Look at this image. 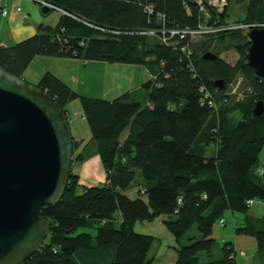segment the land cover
<instances>
[{
  "label": "trees",
  "instance_id": "obj_1",
  "mask_svg": "<svg viewBox=\"0 0 264 264\" xmlns=\"http://www.w3.org/2000/svg\"><path fill=\"white\" fill-rule=\"evenodd\" d=\"M41 1L67 15L56 28L42 27L10 47L0 44V66L5 71L25 80L35 57H68L142 65L155 79L142 84V103L136 93L109 101L85 96L49 72L36 83L65 113L69 103L80 102L91 136L86 143L73 140L71 165L82 163L92 147L105 179L101 185L84 187L71 171L60 202L40 209V217L50 221L49 235L22 264H153L148 252L155 237L136 234L133 226L138 220L152 222L161 216L177 244L194 227L201 235L197 240L189 237L188 245L175 246V264H235L230 242L222 244V259L202 263L199 257L202 253L212 257L214 227L227 212L244 215L233 233L252 237L264 259V217L253 216L247 203L264 204V173L256 172L264 147V112L260 117L252 114L257 101L264 103V82L248 65L247 29L203 34L196 44L189 36H174L169 42L175 44L170 46L162 43V31L202 25L194 1ZM226 1L222 13L208 11L210 25L225 28L230 23V0ZM148 7L152 15L146 12ZM245 7L243 19L235 22L264 25V0H249ZM149 31L154 34L148 35ZM186 46L189 56L181 51ZM206 51L217 58L202 59ZM228 51L238 56L233 65L220 58ZM238 76L250 91L236 101L227 92ZM216 80L224 83L223 88L215 86ZM202 87L211 93V104L202 102ZM232 111L241 115L235 123L229 115ZM210 118L205 144L217 150L207 158L193 153L192 147ZM136 170L142 175L144 192L138 190L131 199L125 191Z\"/></svg>",
  "mask_w": 264,
  "mask_h": 264
},
{
  "label": "water",
  "instance_id": "obj_2",
  "mask_svg": "<svg viewBox=\"0 0 264 264\" xmlns=\"http://www.w3.org/2000/svg\"><path fill=\"white\" fill-rule=\"evenodd\" d=\"M41 11L51 10L42 5ZM247 61L264 82V27L248 28ZM206 51L202 59L215 60ZM223 88L220 80L214 82ZM260 117L264 103H255ZM70 122L58 102L36 84L0 66V264H22L50 233L40 209L57 205L72 171Z\"/></svg>",
  "mask_w": 264,
  "mask_h": 264
},
{
  "label": "crops",
  "instance_id": "obj_3",
  "mask_svg": "<svg viewBox=\"0 0 264 264\" xmlns=\"http://www.w3.org/2000/svg\"><path fill=\"white\" fill-rule=\"evenodd\" d=\"M4 5L7 10L5 16L1 14ZM19 7L21 10L19 12L15 11ZM50 10L48 13H43L41 6L35 4L34 1L0 0V44L10 47L38 34L42 27L56 28L63 15H67V13L58 8L53 9L51 7ZM47 72L67 84L75 92L108 101L115 100L123 94L131 93H136V95L142 97L145 95V91L141 86L150 81L148 70L142 65L107 64L99 61L84 62L78 58H51L46 56L35 57L27 68L24 78L36 84ZM75 102L77 101L75 100L65 107V111L69 116L70 133L74 141L86 143L90 139L91 133L87 122L83 118L79 102L78 121L74 114L72 116L70 109ZM90 149L93 150L92 147ZM255 217L258 218V216ZM239 220L237 221L239 222ZM232 237L236 241L234 243L230 242L234 244L235 259L237 252L242 257H246V251H255V255L250 254L241 264H247L246 260L249 257L254 258L259 254L257 243L252 237L236 234Z\"/></svg>",
  "mask_w": 264,
  "mask_h": 264
},
{
  "label": "rangeland",
  "instance_id": "obj_4",
  "mask_svg": "<svg viewBox=\"0 0 264 264\" xmlns=\"http://www.w3.org/2000/svg\"><path fill=\"white\" fill-rule=\"evenodd\" d=\"M249 0H230L229 1V6H230V11L228 13V20L230 23L223 28L229 29V28H239L241 23L235 22L236 20L243 19V15L245 13L246 5L248 4ZM35 4L41 6L37 2ZM210 16V15H209ZM206 14H201V20L203 21L204 24H210V18ZM201 25V26H203ZM246 26V25H243ZM256 27V25H253ZM261 25L260 27H262ZM219 27V26H217ZM220 28V27H219ZM177 30V29H175ZM183 30V29H182ZM181 29H178L177 31H182ZM231 30V29H229ZM188 31V30H184ZM111 34H115L111 32ZM243 36H246V33H242ZM194 44L199 43L200 39L199 38H193L191 40ZM237 54L235 51H228L226 53H223L220 55V58H222L225 62H228L230 64H234L237 60ZM148 76L150 80L153 78L155 79V76H152L150 73H148ZM28 81L27 79H25ZM29 83H31L29 81ZM33 84V83H31ZM143 97V96H142ZM141 96L137 95L138 100L142 103L144 101V98ZM231 99L234 100L233 97ZM75 104L70 109V112L76 116V119L78 121L79 119V101L76 100ZM79 102V103H78ZM67 114V113H66ZM68 115V114H67ZM230 117L233 123L239 121L241 115L238 111H232L230 112ZM69 121V116L67 117ZM84 118V116H83ZM85 120V119H84ZM211 118L209 119L206 128L204 131L201 133V135L198 137L197 142L193 145V153H200L203 154L205 157L209 158L215 155L217 148L211 144H205L207 140V135L209 133L210 125H211ZM87 126V125H86ZM88 157L80 164H75L72 167L73 173L77 174V176L80 177L79 185L80 186H86V187H92V186H97L101 185L104 182L105 175H104V170L102 167V164L100 163L99 156L95 154L94 150L90 149L88 152ZM260 159V168L264 170V147L261 150V153L258 155ZM136 177L134 179V182L131 183L130 187L125 191V195H127L131 199H135L138 195V190L140 194H143V184H142V175L141 173L136 170ZM81 189L79 192H81ZM141 198L144 199V196L141 195ZM180 205V204H178ZM249 211H251L252 215L258 216L259 219H262L264 216V204L261 203L258 200H254V205L251 207V205H248ZM165 219V216H161L158 219L152 221V222H146V221H136V223L133 226V231L137 234H143V235H151L155 237V241L150 247V251L148 252V258L154 259L153 264H175L176 261V252L175 248L188 245L191 242L188 241L187 239L189 237H194L196 240L201 238V235L197 232L196 228H192L191 231L185 235L181 240L180 243L177 244L174 240V237L171 235L170 232L166 230V228L162 225V220ZM238 219L239 222L244 219V215L240 213H234L232 215L231 212H227L225 214V220H226V225L223 227H219V225H215L213 235L215 236V246L213 249V252L211 254L212 257H207L203 253L199 255L201 262H206V261H213V260H219L222 259V254H221V248L223 242H236L235 238L232 236L233 231H234V225L238 224ZM176 246V247H175ZM255 251H246V257L249 256L250 254H254ZM242 257L239 255V252H237V257L235 259V264H241V262L246 258ZM247 264H264V260L262 257L257 254L256 257L252 258L249 257L247 260ZM101 264V263H99ZM102 264H105L104 262Z\"/></svg>",
  "mask_w": 264,
  "mask_h": 264
},
{
  "label": "built area",
  "instance_id": "obj_5",
  "mask_svg": "<svg viewBox=\"0 0 264 264\" xmlns=\"http://www.w3.org/2000/svg\"><path fill=\"white\" fill-rule=\"evenodd\" d=\"M189 1H191V0H189ZM192 1H194L197 4L198 9L200 10L201 14H206L208 16H209V12L208 11L210 9L212 11L217 12V13H222L224 11V7L227 5V1L226 0H192ZM34 2H36V1H34ZM44 5L49 6V7L52 6L53 9H56V7H54L53 5H49L46 2H45ZM2 7L3 8L1 10V14L3 16H5L6 13H7V10H6L5 5L2 6ZM20 10H21L20 7L15 9V11H17V12H19ZM146 12H148L150 15H152L154 13L152 8H150V7L146 8ZM161 17H162V15H161ZM209 18H210V16H209ZM249 27H254V26L246 24V26L241 25L239 28H235V29H245L246 30ZM262 27H264V25ZM229 29L235 30L233 28H229ZM219 31H224V30H223V28L217 27V25L215 23H214V25H210V24H204L203 26L200 25L198 28L193 29V30H188V31H184V30L177 31L175 29H171V30H169L167 32L162 31L163 34H164V36L162 37V43L172 46L175 43H170L169 41L174 36H178L180 39L189 36L191 39H193V38L201 37V36H203V34L214 35L216 32H219ZM147 34L150 35V34H154V33L152 31H149V32H147ZM165 34H170V36L166 37ZM187 48H188L187 46L183 47L181 49V51L183 53H186L187 56H189V55H191V53H190V50L187 49ZM200 91L203 94L202 102L204 103V102L207 101L209 104H211V102H212L211 93L208 90H206L205 88H203V87L200 88ZM249 91H250V88H247L246 86H244L243 77L242 76H238L236 78V80L232 84H230V89L227 92V94L233 96L236 101H239V100H241L244 97L246 92H249ZM256 172L259 175H262L264 173V170L260 168ZM180 203H181V198H178L177 204H180ZM247 203H248V205H252V201H248ZM219 224H220V226L224 225V219L223 218L221 220H219Z\"/></svg>",
  "mask_w": 264,
  "mask_h": 264
},
{
  "label": "bare ground",
  "instance_id": "obj_6",
  "mask_svg": "<svg viewBox=\"0 0 264 264\" xmlns=\"http://www.w3.org/2000/svg\"><path fill=\"white\" fill-rule=\"evenodd\" d=\"M29 1H36V2H37L38 4H40V5H41V4H42V5L45 4V2H43V1H41V0H40V1H38V0H29ZM44 6H46V5H44ZM46 7L49 8V6H46ZM51 7H52V6H51ZM51 7H50V8H51ZM50 8H49V9H50ZM52 8H53V7H52Z\"/></svg>",
  "mask_w": 264,
  "mask_h": 264
}]
</instances>
